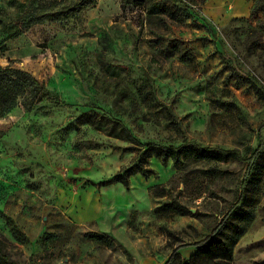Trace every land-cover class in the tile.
I'll list each match as a JSON object with an SVG mask.
<instances>
[{
  "label": "rangeland",
  "instance_id": "374dc122",
  "mask_svg": "<svg viewBox=\"0 0 264 264\" xmlns=\"http://www.w3.org/2000/svg\"><path fill=\"white\" fill-rule=\"evenodd\" d=\"M80 1L0 0V65L50 93L0 117V243L24 264H163L235 204L259 132L264 141L255 0H85L76 13ZM156 2L176 16L151 11ZM117 122L141 142L193 140L244 159L143 158ZM138 163L150 171L127 187L102 184ZM242 207L252 217L232 218L245 226L232 260L210 264H264V180ZM196 252L181 248L174 264Z\"/></svg>",
  "mask_w": 264,
  "mask_h": 264
},
{
  "label": "trees",
  "instance_id": "16d2710c",
  "mask_svg": "<svg viewBox=\"0 0 264 264\" xmlns=\"http://www.w3.org/2000/svg\"><path fill=\"white\" fill-rule=\"evenodd\" d=\"M78 5V7L74 8L76 13H78L79 7L86 6L87 3L85 0H82ZM151 6L153 7L151 11L155 9L157 12L168 13L173 18L176 16L172 8L163 3L156 2V4H151ZM67 11L70 12V10ZM35 19L36 15L30 13L22 18V22L28 26ZM247 20L255 21V33L260 36V41L257 42L258 47L264 46V0H255ZM3 22L4 20L0 18V23L2 24ZM252 79L264 89V83L255 76H252ZM42 95L49 96L50 93L45 85L38 81L30 72L8 64L4 66L0 65V117L6 115L18 105L25 110H30L32 105ZM117 123H119L120 130L127 140L144 148L143 158L154 156L161 158L163 163L170 160L175 167L184 159L213 160L218 162L229 159H244L240 150L237 148L201 145L193 140L184 141L177 145L141 142L125 125L120 122ZM4 133V129L0 127V138L3 137ZM245 160L246 167L240 184V194L235 204L223 215L220 222L209 234L197 241L179 244L173 249L163 264H174L179 255L178 251L184 247H194L197 249V252L189 260L182 261V264H210L214 261L229 263L232 260V247L245 231V226L239 223H232V218L234 216L242 219L252 217L251 212L244 209L242 205L247 200L248 191H258L260 182L264 180V141L261 139L260 132L258 133L257 147ZM140 161H142V158ZM149 171V168H143L142 164L138 163L136 166H130L121 173L115 174L110 179L103 181L102 184L107 185L118 182L127 187L129 185V176L137 172L146 174ZM162 206L179 214H186L188 211L184 205L178 203L176 200L164 202ZM230 225L233 227V232L231 233L226 230ZM91 235L100 240L111 241L102 233H94ZM0 264L24 263L11 260L3 251L0 243Z\"/></svg>",
  "mask_w": 264,
  "mask_h": 264
}]
</instances>
